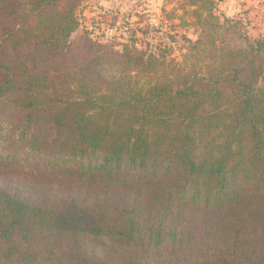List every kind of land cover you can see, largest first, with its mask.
I'll return each instance as SVG.
<instances>
[{
	"label": "trees",
	"instance_id": "trees-1",
	"mask_svg": "<svg viewBox=\"0 0 264 264\" xmlns=\"http://www.w3.org/2000/svg\"><path fill=\"white\" fill-rule=\"evenodd\" d=\"M184 1L195 41L118 49L0 0V264H264V38Z\"/></svg>",
	"mask_w": 264,
	"mask_h": 264
},
{
	"label": "rangeland",
	"instance_id": "rangeland-1",
	"mask_svg": "<svg viewBox=\"0 0 264 264\" xmlns=\"http://www.w3.org/2000/svg\"><path fill=\"white\" fill-rule=\"evenodd\" d=\"M184 0H80L77 17L78 29L71 40L78 41L88 34L108 45L130 43L136 39L138 47L150 40L172 49H182L180 36L195 41L198 38L195 9L185 7ZM217 0L215 13L239 22L242 34L250 39L264 38V0ZM185 10L187 12H185ZM206 11L202 13L204 15ZM183 16V21L180 19ZM178 35V36H177ZM155 37V38H154ZM153 38V39H152ZM20 177L0 173V186H19Z\"/></svg>",
	"mask_w": 264,
	"mask_h": 264
},
{
	"label": "crops",
	"instance_id": "crops-1",
	"mask_svg": "<svg viewBox=\"0 0 264 264\" xmlns=\"http://www.w3.org/2000/svg\"><path fill=\"white\" fill-rule=\"evenodd\" d=\"M248 1H251V0H248ZM260 1H262V0H253V2H254L253 4H258V2H260Z\"/></svg>",
	"mask_w": 264,
	"mask_h": 264
}]
</instances>
